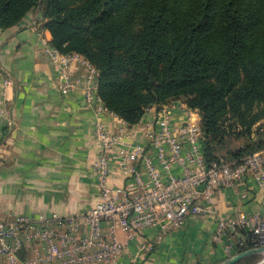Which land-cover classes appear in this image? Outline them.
Here are the masks:
<instances>
[{
  "label": "trees",
  "instance_id": "1",
  "mask_svg": "<svg viewBox=\"0 0 264 264\" xmlns=\"http://www.w3.org/2000/svg\"><path fill=\"white\" fill-rule=\"evenodd\" d=\"M32 12L53 46L96 66L98 95L130 125L183 101L208 163L264 149V0H0V28Z\"/></svg>",
  "mask_w": 264,
  "mask_h": 264
},
{
  "label": "built area",
  "instance_id": "2",
  "mask_svg": "<svg viewBox=\"0 0 264 264\" xmlns=\"http://www.w3.org/2000/svg\"><path fill=\"white\" fill-rule=\"evenodd\" d=\"M40 40L58 72L62 93L81 82L72 74V67L84 70L85 101L99 115L94 138L101 152L93 163L99 199L84 213L0 216V264H120L128 254V241L147 230L153 234L152 239L142 240L144 252L155 249L191 216L217 213L224 189L252 178L264 191V149L240 161L208 163L199 113L183 101L146 108L143 116L153 113V118L136 123L142 128L111 130L101 115L109 113L130 124L111 112L98 95L96 66L79 52H61L43 35ZM9 83L7 78L4 84ZM175 107L187 111L184 122L173 121ZM8 113L2 94L0 124ZM141 129L149 143L135 141ZM120 177L123 184L114 181ZM120 233L126 238H120ZM212 240L223 243L226 258L246 247H264V213L219 216ZM260 254L264 256V252Z\"/></svg>",
  "mask_w": 264,
  "mask_h": 264
},
{
  "label": "crops",
  "instance_id": "3",
  "mask_svg": "<svg viewBox=\"0 0 264 264\" xmlns=\"http://www.w3.org/2000/svg\"><path fill=\"white\" fill-rule=\"evenodd\" d=\"M41 19L32 12L22 22L0 28V95H5L9 111L0 124V216L6 218L20 213L32 217L84 213L99 199L93 167L101 152L94 138L99 115L85 101L83 69L72 67L81 82L68 93L61 92L58 72L40 40L43 35L51 41L52 34ZM7 78L10 83L5 85ZM101 116L113 131L142 128L109 113ZM187 117L183 108L173 110L176 124ZM152 118L153 113L141 121ZM134 139L149 143L143 129ZM114 181L124 183L121 177ZM243 211L264 213V191L252 178L224 189L217 213L191 216L152 251L144 252L141 244L144 238L152 239L153 231L130 239L120 264H220L227 258L223 243L212 240L217 220ZM119 236L126 238L124 233Z\"/></svg>",
  "mask_w": 264,
  "mask_h": 264
},
{
  "label": "water",
  "instance_id": "4",
  "mask_svg": "<svg viewBox=\"0 0 264 264\" xmlns=\"http://www.w3.org/2000/svg\"><path fill=\"white\" fill-rule=\"evenodd\" d=\"M262 252H264V247L249 248V249L236 253L235 255H233L230 258H227L225 261H223L220 264H234L245 256H248L251 254H260ZM256 264H264V256Z\"/></svg>",
  "mask_w": 264,
  "mask_h": 264
},
{
  "label": "rangeland",
  "instance_id": "5",
  "mask_svg": "<svg viewBox=\"0 0 264 264\" xmlns=\"http://www.w3.org/2000/svg\"><path fill=\"white\" fill-rule=\"evenodd\" d=\"M261 258H263V255H262V254H260V258L258 259V261H259Z\"/></svg>",
  "mask_w": 264,
  "mask_h": 264
}]
</instances>
